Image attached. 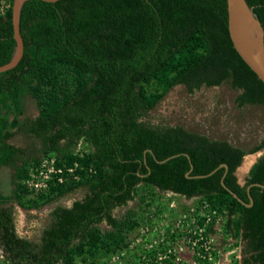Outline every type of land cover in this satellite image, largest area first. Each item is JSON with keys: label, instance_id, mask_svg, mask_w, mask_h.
<instances>
[{"label": "trees", "instance_id": "1", "mask_svg": "<svg viewBox=\"0 0 264 264\" xmlns=\"http://www.w3.org/2000/svg\"><path fill=\"white\" fill-rule=\"evenodd\" d=\"M0 16V66L15 50L11 7ZM264 29V0H246ZM24 53L0 73V171L10 169L13 189L0 193V249L5 264H88L119 249L138 225L139 206L155 190L202 196L227 211L225 228L243 246L241 264H264V152L244 185L236 169L246 151L226 140L153 123L150 112L175 86L192 94L227 84L235 104L261 107L264 85L239 57L229 38L226 0H28L20 14ZM30 98L38 114L23 117ZM20 136L21 145L13 143ZM83 139L89 152L74 153ZM187 154L189 159L184 155ZM56 158L63 182L32 196L24 181L42 156ZM170 160L159 163L168 157ZM220 164V168L204 178ZM75 164L77 165L75 167ZM83 190L70 207L56 206L38 241L18 233L16 209L39 210ZM105 224L107 230H101ZM238 264V263H236Z\"/></svg>", "mask_w": 264, "mask_h": 264}, {"label": "built area", "instance_id": "2", "mask_svg": "<svg viewBox=\"0 0 264 264\" xmlns=\"http://www.w3.org/2000/svg\"><path fill=\"white\" fill-rule=\"evenodd\" d=\"M10 0H0V16ZM89 152L81 139L74 153L83 157ZM77 165L75 164V167ZM74 168L56 166V158L42 156L24 181L32 196L44 193L53 179L63 182L64 172ZM156 197L134 208L138 225L126 233L119 249L93 264H236L240 263L239 245L226 230L227 211H221L202 198H186L171 191L155 190ZM88 264H92L91 262Z\"/></svg>", "mask_w": 264, "mask_h": 264}, {"label": "rangeland", "instance_id": "3", "mask_svg": "<svg viewBox=\"0 0 264 264\" xmlns=\"http://www.w3.org/2000/svg\"><path fill=\"white\" fill-rule=\"evenodd\" d=\"M237 92L227 84L218 87H203L190 94L185 86L173 87L165 97L150 112L153 123H163L172 126H182L187 131L203 134L209 139L226 140L246 151L252 149L264 134L263 112L258 106L238 108L235 104ZM38 101L30 98L27 102L26 113L23 117L32 118L38 114ZM24 140L20 136L13 143L21 145ZM253 154L245 155L242 169H248L253 162ZM12 171L3 168L0 171V193L9 195L13 189L11 184ZM246 176L241 179L245 181ZM84 195L83 190L75 191L39 210H26L13 203L16 209V227L20 235L38 241L42 230L48 223L49 214L56 206L69 207L76 199ZM134 203L126 208L117 209L115 217H121L126 210L133 209ZM101 230H107L105 224ZM242 246L239 245L240 263ZM0 264H5L0 249Z\"/></svg>", "mask_w": 264, "mask_h": 264}, {"label": "water", "instance_id": "4", "mask_svg": "<svg viewBox=\"0 0 264 264\" xmlns=\"http://www.w3.org/2000/svg\"><path fill=\"white\" fill-rule=\"evenodd\" d=\"M28 0H13L11 7V21L13 26V38L15 40V50L11 60L0 66V73L10 71L14 69L20 60L22 59L24 53L23 39L20 33V14L24 3ZM48 3H55L58 0H41ZM227 3V28L229 38L232 42L233 48L242 59V61L247 65V67L257 76V78L264 85V29L261 22L256 18L253 13V8L249 7L246 0H226ZM264 148L253 154V162L248 169H242L244 164L245 156L242 159L240 166L236 169L235 175L238 178L240 185H244L245 181L241 182L243 176L247 175L253 166V164L258 160V158L263 154ZM188 159L189 156L184 154ZM177 155L166 158L162 161H157L159 163H164ZM190 170L186 173L187 178H204L212 175L220 168L225 169V174L228 171V166L226 164H220L215 170L211 171L207 175L190 176V172L193 169V165L190 160ZM222 187L229 192L235 199L241 202L246 207H251L253 205V200L250 196V188L258 187L264 189V184L254 183L247 186L246 191L250 203H244L234 192H232L225 184L223 179L221 180Z\"/></svg>", "mask_w": 264, "mask_h": 264}, {"label": "flooded vegetation", "instance_id": "5", "mask_svg": "<svg viewBox=\"0 0 264 264\" xmlns=\"http://www.w3.org/2000/svg\"><path fill=\"white\" fill-rule=\"evenodd\" d=\"M237 177V176H236ZM237 182H238V178H237ZM239 183V182H238ZM242 248H243V246H242ZM242 250L243 249H241V254H242ZM244 258V255L242 254V259Z\"/></svg>", "mask_w": 264, "mask_h": 264}, {"label": "bare ground", "instance_id": "6", "mask_svg": "<svg viewBox=\"0 0 264 264\" xmlns=\"http://www.w3.org/2000/svg\"><path fill=\"white\" fill-rule=\"evenodd\" d=\"M251 165V164H250ZM249 168V167H248Z\"/></svg>", "mask_w": 264, "mask_h": 264}, {"label": "crops", "instance_id": "7", "mask_svg": "<svg viewBox=\"0 0 264 264\" xmlns=\"http://www.w3.org/2000/svg\"><path fill=\"white\" fill-rule=\"evenodd\" d=\"M70 206H71V205H70ZM70 206H69V207H70Z\"/></svg>", "mask_w": 264, "mask_h": 264}]
</instances>
